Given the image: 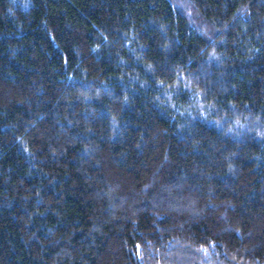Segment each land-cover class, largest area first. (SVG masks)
<instances>
[{"label":"trees","instance_id":"obj_1","mask_svg":"<svg viewBox=\"0 0 264 264\" xmlns=\"http://www.w3.org/2000/svg\"><path fill=\"white\" fill-rule=\"evenodd\" d=\"M0 264H264V0H0Z\"/></svg>","mask_w":264,"mask_h":264}]
</instances>
